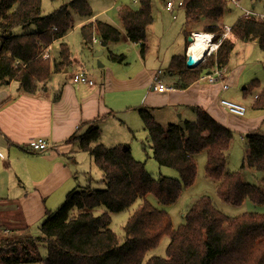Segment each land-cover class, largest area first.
Listing matches in <instances>:
<instances>
[{
    "label": "trees",
    "instance_id": "1",
    "mask_svg": "<svg viewBox=\"0 0 264 264\" xmlns=\"http://www.w3.org/2000/svg\"><path fill=\"white\" fill-rule=\"evenodd\" d=\"M139 4L138 9L122 7L119 18L129 40L138 44L144 57L153 16L151 0H140ZM227 5L225 0H183L182 8L188 22L211 21L206 32L215 33L218 40L223 33L219 24ZM71 10L84 19L93 17L89 0H70L45 16L42 0H0V86L14 81L21 91L34 95L46 87L54 73L70 66L72 52L62 41L73 28ZM32 25L36 27L33 32L15 31ZM231 29L230 39L223 42L217 54L195 69L186 67L185 56L171 60L168 71L179 76L174 89L185 90L204 73L226 67L236 40H257L264 53V20L243 16ZM95 35L101 43L108 44L119 41L121 32L99 20L82 27L86 42H92ZM56 42H60L58 58L44 59L45 51ZM189 46L187 42L186 48ZM112 59L122 62L124 58ZM259 85L254 80L246 90ZM253 108L264 112V88ZM194 111L196 120L185 121V128L175 123L164 126L148 109L139 111L154 159L161 167L174 169L178 178L151 176L145 165L133 157L128 145L107 147L101 142L100 128L90 126L78 137L79 148L102 171L104 189L85 187L69 192L59 208L47 212L37 236L30 234L27 226L21 225L18 230L0 222V264H264V214L246 213L230 218L205 196L188 210L185 223L175 229L168 213L147 201L148 195H154L162 206L175 204L183 191L195 184V158L206 152V175L217 182L221 201L237 206L247 200L264 204V133L246 136L243 168L263 174L259 185H251L239 173L227 171L233 132L203 109ZM138 200L141 204L126 223L125 240L121 243L110 228V214L127 210ZM100 206L107 212L95 215L94 209ZM164 237L170 239L166 256H152L145 261ZM42 247L46 249L44 256Z\"/></svg>",
    "mask_w": 264,
    "mask_h": 264
},
{
    "label": "crops",
    "instance_id": "2",
    "mask_svg": "<svg viewBox=\"0 0 264 264\" xmlns=\"http://www.w3.org/2000/svg\"><path fill=\"white\" fill-rule=\"evenodd\" d=\"M168 1H165L166 11V2ZM119 2V0H114L113 4L106 10L93 14L90 19L83 18L77 24V27L99 20L98 15H102L108 10L118 9L119 15L121 7L115 8L118 7ZM179 2H183V0L174 3L177 5ZM151 9L153 25L156 21L157 12H155V5L152 0ZM251 10H254V6ZM167 12L170 13L169 11ZM173 19H176L174 14ZM102 22L105 21L102 20ZM188 23L184 30L186 36L190 37L191 34L199 32L213 33L206 32L207 27L212 25L211 21L207 19ZM219 25L224 32V18ZM151 26L147 32V42ZM114 27L121 32V37L117 42L124 40V42L139 47L138 44L129 40L120 18L118 26ZM74 28L73 24L72 30ZM231 34L228 35V38L231 37ZM95 39L97 42H86L82 36V45L92 48L87 50L93 52L94 45L99 42L96 37ZM237 41L242 40H236L235 46ZM242 42L243 44L252 43L259 46L257 40ZM59 43L56 42L48 47L49 57L58 58L59 49H56V46ZM113 43L116 42H109L105 47H102V43L100 44L101 50L99 51H103L101 56L105 54V49ZM187 49H185L184 54L173 55L171 60L177 56L186 57ZM148 50L147 47L144 57L141 56L139 51L140 60L143 62L141 71L139 70L137 74L127 80L116 77L109 68L108 73H104L101 79L98 80L93 73L89 75L80 58L72 55L70 66L65 67L58 73H54L46 87L34 95L21 91L19 84L14 81L0 86V217L7 221L5 224L1 223L2 225H9L13 229H18L22 225L19 221L22 217L31 227L39 225L47 212L49 210L53 211L63 201L70 189L78 185V178L73 177L74 174L77 176L79 171L77 161L80 159L79 153L83 152L79 148L78 137L84 134L90 126H97L101 129L102 122L114 119L117 116L116 113L112 114L113 111H116L115 108H111L108 104L107 97L110 95L119 94L118 98L129 102L136 91L149 88L155 78L161 84L166 79L171 83L170 86H166L168 88L167 91L158 92L153 88L154 93L146 92V100H144V97L142 98L141 102H143V105H147L149 111L156 114L159 107L155 106L156 104H149L148 100L158 101L161 98H166L171 103L169 105L172 106V113L170 114L172 118H170L169 121L171 122H168V124L193 121L196 114L194 108H200L211 115L218 123L225 126L224 110L226 109L221 107L219 100L224 99L222 97L228 94L227 91H229L231 86L244 82L243 79L245 78L241 77V70L234 73L229 71V64L225 67V81L230 85L227 91H222L220 84L211 85L202 80L196 81L185 90H177L173 88V84L179 77L177 73L173 75L165 73L167 69L164 72L162 70L155 72L152 69H146L149 65L146 60ZM113 56L119 55L109 51L111 62L123 63L124 59L122 62L113 61ZM123 58L125 57L123 56ZM99 67L105 66L99 65ZM81 71L95 81L96 85L75 84L72 77L75 73ZM161 74L164 76L162 79L160 77ZM58 77L60 78L58 79ZM251 77L249 76L246 79L249 80ZM254 80L252 79V81ZM122 84L126 87L124 91L120 87ZM261 90L262 88L254 97V101ZM120 101L121 99L118 102ZM190 117H192V120H189ZM157 121L162 125L164 124L159 120ZM107 137L111 138L109 143L106 141ZM33 138H43L49 143L51 148L45 152L32 151L28 147V142ZM123 141L125 140L113 138V136H107V134L103 135V133L101 136V142L110 147H114L116 143ZM91 160L93 161L92 158ZM67 185H69L68 190H64ZM42 255H45V253L42 252Z\"/></svg>",
    "mask_w": 264,
    "mask_h": 264
},
{
    "label": "rangeland",
    "instance_id": "3",
    "mask_svg": "<svg viewBox=\"0 0 264 264\" xmlns=\"http://www.w3.org/2000/svg\"><path fill=\"white\" fill-rule=\"evenodd\" d=\"M119 1L120 4L115 8L128 6L130 8L136 9L140 6L139 3L134 4L133 0ZM172 1L176 3L179 0ZM68 2H70V0H42V16L48 15L55 10L60 9L61 6L67 4ZM113 2L114 0H89V5L92 9V13L96 14L109 8ZM152 2L155 5L157 17L155 23L149 30L147 42V47L149 50L146 56V60L149 65L146 67V69H152L155 72L158 70H162L164 72L167 69L165 73H169L168 67L172 56L176 54H184L185 52L189 36L184 34V30L189 23L186 21L183 9L176 8L174 12L176 19H173V15L165 10V2H162L161 0H152ZM240 4L245 9H252L254 6V11L256 13H264V0H241ZM71 13L75 28L68 34L67 37L64 38L62 42L68 44L73 56L80 58L89 75L90 73H93L94 76L100 80L104 73H108L109 68L114 72L116 77L118 76V78L122 80H127L129 77L137 74L139 70L141 71V65L143 62L140 60V48L128 42H124V40L113 43L106 49L104 48L105 54L103 56L98 58L94 57V53L101 50V42L99 37L95 35L100 43L98 42V44L94 45V51L92 52L87 50L89 47H84L81 40L83 25L77 27V24L81 22L83 18H81L72 10ZM241 16H243L242 9L232 3H228L227 11L224 16V25L232 27ZM98 18L101 21L103 20L117 27L119 21L118 9L108 10L106 13L98 15ZM35 29L36 27L32 25L26 30L18 27L15 29V31L16 33L33 32ZM1 35L2 34L0 31V36ZM56 49H60V44L56 46ZM109 51L114 52L119 56H124L125 58L123 63L111 62L109 59ZM45 53H47V51H45ZM262 53L263 52L258 45H253L252 43L243 44L242 41L236 42L235 49L232 52L229 60V71H233L235 73L241 70V77L245 79H243V83L241 82L238 85L231 86V88L227 82L230 89L227 91L228 94L222 97L236 103H241L247 108V113L241 118L235 117L227 109L224 110V115L226 122L225 126H227V128L233 132L234 136L231 146L232 148L228 154L227 171L231 173H239L242 178L251 185H259L263 178L262 173L250 170L248 168H243V160L247 148L246 136L252 132L264 133V112L253 108L254 97L261 88H264V53ZM52 58L53 57H51V59ZM100 64L104 65L105 67L100 68ZM249 76L252 77L247 80L246 78ZM160 77L162 79L164 76L161 74ZM59 78L60 77H58V79ZM252 79L257 80L260 83L259 89L248 88L245 90V87H248ZM162 83L165 86L171 85V83L166 79L163 80ZM120 87L123 91L126 88L123 84ZM153 87L154 82L149 88L136 91L129 102L124 101L122 98H118L119 94H113L107 97L108 104L111 106V108L113 107L116 110L113 111L112 114L116 113L117 116H115L114 119L102 122L100 130L102 131L103 135L107 134V136L110 135L113 136V138H121V140H125L123 142H119L118 144L128 145L132 151L133 157L145 165L147 172L151 176L178 178L179 175L174 169L169 167H161L154 159L153 151L148 142V133L145 132L143 122L139 115V111L141 109H147V105H143L141 100L143 97L144 100H146V92L154 93L152 90ZM120 99L121 101L118 102ZM150 100L147 101L150 102L149 104H156L155 106L159 107L156 114L151 111L155 120L157 118V120L164 123L163 125H168V122H171L169 121L170 118H172L170 115L172 113V106L169 105L171 104L170 101H168L166 98H161V100L158 101ZM221 107L223 106L221 105ZM191 116L193 115L191 114ZM191 118L192 117H190L189 120H192ZM196 118L197 115L195 114L193 121H195ZM110 140L111 138H106L108 143ZM102 144L104 143L102 142ZM118 144L116 143L115 145ZM79 158L80 159L77 161L79 171L77 176H75L76 174L73 176L78 178V185H75V187L70 189L69 192L77 188L85 187H90L92 190L104 189L105 186L102 183V171L94 164L89 154L87 152L79 153ZM195 159L197 163L196 182L193 186L183 191L181 197L175 204L171 206H162L159 204L157 198L154 195L147 196V201L151 205L168 213L175 229L185 223L184 217L188 210L200 198L205 196L210 197L213 200L216 208L230 218L239 217L246 213L264 214V204L258 205L247 200L242 205L237 206L221 201L217 196V182L211 180L206 175V152L198 154ZM73 182L75 183L74 179ZM68 188L69 185H67L64 190H68ZM65 199L66 197L54 210L59 208L61 204L64 203ZM140 204L141 201L138 200L129 209L110 214V228L118 236V239L121 243L125 240L124 227ZM106 212L107 210L103 206L94 209L95 215H101ZM43 220L44 219H42V221ZM19 221L23 226L30 228V234L34 236L40 235V224L31 227L25 222L24 217H22ZM42 221L40 223H42ZM0 222L4 224L7 223V221L1 217ZM7 226L9 227V225ZM169 242V237H164L160 244L147 254L145 261L152 256L165 257ZM40 251L46 254V249H44V247H42Z\"/></svg>",
    "mask_w": 264,
    "mask_h": 264
},
{
    "label": "built area",
    "instance_id": "4",
    "mask_svg": "<svg viewBox=\"0 0 264 264\" xmlns=\"http://www.w3.org/2000/svg\"><path fill=\"white\" fill-rule=\"evenodd\" d=\"M225 1L227 3H232L238 6L239 8H241L243 11V16L246 18H256L259 20H264V14L256 13L254 10L243 8L242 5L240 4L241 0H225ZM139 2L140 0H133L134 4H138ZM182 5H183V2H179L177 5H175V3L172 0L171 1L169 0L168 2H166V9L173 15L176 8L177 7L181 8ZM231 30H232L231 27L224 26V32L221 34L218 40H215L217 38V35L215 33H204L205 37L203 39L206 45V54L204 55L200 64L204 63L208 57H211L217 54V52L219 51V48L221 47L223 42L228 38V35L231 33ZM198 35L199 33L191 34L193 41L192 43H190V46L187 49L186 62L188 60V57H192L194 61H196L195 56L192 55L189 52V50L192 44L194 43L196 44V41L198 40ZM93 42H97L95 38ZM43 58L44 59L49 58L48 50H47V53H44ZM199 65H197L196 67H198ZM196 67H193L191 69H195ZM225 74H226L225 67L224 68L215 67L213 70L207 73H204L201 76L200 80L205 81L211 85L220 84L222 91H227L229 89V85L225 81ZM72 80L75 84H82V85H88V86L96 85L95 81L89 78L83 71L75 73L72 77ZM153 88L155 91H158V92H165L168 90V88L164 86L163 84H161L160 81L156 78L154 80ZM220 104L233 115L243 117L247 113V108L240 103H236V102L226 100V99H221ZM28 147L29 149L35 152H45L51 148L49 143L43 138H33L29 140Z\"/></svg>",
    "mask_w": 264,
    "mask_h": 264
},
{
    "label": "bare ground",
    "instance_id": "5",
    "mask_svg": "<svg viewBox=\"0 0 264 264\" xmlns=\"http://www.w3.org/2000/svg\"><path fill=\"white\" fill-rule=\"evenodd\" d=\"M204 33H199L196 44H192L189 52L195 56L197 63H201L204 55L206 54V45L204 43Z\"/></svg>",
    "mask_w": 264,
    "mask_h": 264
},
{
    "label": "water",
    "instance_id": "6",
    "mask_svg": "<svg viewBox=\"0 0 264 264\" xmlns=\"http://www.w3.org/2000/svg\"><path fill=\"white\" fill-rule=\"evenodd\" d=\"M192 41H193V38L190 36V37H188V42H190V43H192ZM106 46V44L105 43H102V47H105ZM103 54V51H98L95 55H94V57H96V58H98V57H100L101 55ZM200 64V63H199ZM196 61H194V59L192 58V57H188V60H187V62H186V67L188 68V69H191V68H193V67H196L197 65H199ZM100 66H103V65H101L100 64ZM179 126L180 127H182V128H185V124H184V122H180L179 123Z\"/></svg>",
    "mask_w": 264,
    "mask_h": 264
}]
</instances>
